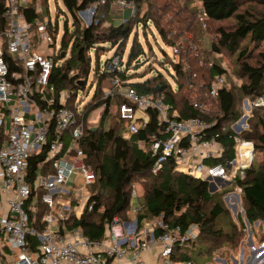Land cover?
<instances>
[{
    "label": "built area",
    "instance_id": "obj_1",
    "mask_svg": "<svg viewBox=\"0 0 264 264\" xmlns=\"http://www.w3.org/2000/svg\"><path fill=\"white\" fill-rule=\"evenodd\" d=\"M43 1L5 0L2 16L6 25L0 30V264H197L192 259H182L181 254L196 247L199 227L192 225L184 231L181 226L167 223L164 216L140 222L136 186L130 218H113L102 239L92 240L81 229L68 226L72 217L79 219L96 205L95 193L90 191L96 174L87 164L82 146L85 107L79 101L75 110L67 107V92L58 93L51 84L58 53L52 44L59 33L53 35L58 24L42 21L39 9ZM107 2L101 0L102 5ZM30 7L39 16L32 21L24 12ZM111 11L134 14L136 6L134 0H113ZM96 14L97 7L90 6L76 16L81 27L88 28L95 23ZM197 17L207 31L208 14L202 7ZM171 49L178 63L181 43ZM7 57L14 60V70ZM207 66L212 68L214 63L208 62ZM124 69L121 59L114 56L100 74ZM184 71H190L188 63H184ZM225 71L216 75L209 86L195 85L194 81L190 94L194 109L211 113L214 102L227 87ZM117 98L120 104L113 107ZM101 100L105 102L103 108L109 102L110 110L117 111L126 123L124 138L147 129L152 113L156 114L157 131L151 135V152L156 158L153 174L159 175L164 165L173 160L176 172L208 181L217 186V191L234 185L236 193L225 199L229 208L242 209L244 216L243 190L237 180L245 177L258 153L256 142L241 135L249 130L252 110L264 108V97L255 102L245 99L242 116L222 127L216 136L212 130L217 120L178 119L171 105L153 94L125 87L118 76L102 83ZM97 121L93 117L89 120L92 124ZM227 132L234 135L233 157L218 139ZM34 158L38 162L32 171ZM79 177L83 185L78 186ZM258 224L264 228L263 222ZM245 231L249 235L247 227ZM243 245L238 261L231 257L233 264H243L247 253L246 264H264V242L257 240L247 250Z\"/></svg>",
    "mask_w": 264,
    "mask_h": 264
},
{
    "label": "trees",
    "instance_id": "obj_2",
    "mask_svg": "<svg viewBox=\"0 0 264 264\" xmlns=\"http://www.w3.org/2000/svg\"><path fill=\"white\" fill-rule=\"evenodd\" d=\"M62 2L74 18V30L71 32L66 26L59 50L56 49V36L53 38L52 48L58 53L51 84L58 93L67 92V107L75 110L78 93L86 90L92 72L93 53L97 59L94 70L97 89L93 99L84 106L86 126L82 142L85 160L96 174V180L90 187V191L95 193L96 205L92 211L86 210L81 218L72 217L68 226L81 229L92 240L102 239L113 218L123 221L130 218L133 191L138 186L142 190L139 195L140 222L164 216L167 223L181 226L184 231L197 225L199 232L195 249L201 246V255L213 254L224 248L236 251L248 235L243 218L238 216L236 221L226 207L225 193L212 192L208 181L176 172L173 160L164 165L159 175L153 174L156 158L151 152V135L157 131L156 114L152 113L147 129L124 138L126 123L117 111L110 110L109 102L103 108L102 83L108 77L118 76L125 87H131L140 94H153L171 105L178 119L196 117L206 122L217 120L218 124L212 130V135L216 136L222 127L242 116L245 99L255 102L264 97V0H134V17L120 25L107 23L113 0H108L106 5H102L101 0ZM90 6L97 7L95 23L82 28L77 12ZM201 7L208 14L209 26H214L218 35L213 50L228 56L241 80L238 86L228 81L209 114L194 109L190 101L191 85L197 81L195 85L202 83L209 86L216 75L226 71L220 63H214L209 68L204 53L199 49L206 32L197 17ZM143 8H146L144 12ZM4 9L5 0H0V30L6 25L2 17ZM24 12L29 21L39 17L33 7ZM140 27L146 44L140 38ZM58 30L56 26L53 35ZM153 30L169 48L177 42L181 43L178 63L163 50L164 61L159 62L161 66H172L173 83L161 73L150 76L152 69L139 74L134 72L144 63L143 59L155 56L149 41V31L153 34ZM107 48L115 50V56L124 63V71L100 74L98 59ZM63 53L65 57L62 59ZM7 58L14 70V60ZM184 63L189 64V72L184 71ZM118 104L117 98L113 107ZM99 110L98 121L90 123L92 115ZM248 123L249 130L241 137L254 140L256 152L264 153V108H254ZM218 139L228 155L233 157L234 135L222 133ZM37 162V158L31 160L32 171L36 169ZM237 185L243 190L242 208L249 224L264 223V159L257 165L254 162L245 177L237 180ZM42 213L41 210L38 219ZM254 234L260 242H264L261 231ZM195 249L181 254L182 259H191L190 253Z\"/></svg>",
    "mask_w": 264,
    "mask_h": 264
},
{
    "label": "rangeland",
    "instance_id": "obj_3",
    "mask_svg": "<svg viewBox=\"0 0 264 264\" xmlns=\"http://www.w3.org/2000/svg\"><path fill=\"white\" fill-rule=\"evenodd\" d=\"M146 8H143L142 12H144ZM39 14L41 15V19L43 22H51L53 25L59 26V36L58 39L56 40V49L59 50L61 47V42L63 38L64 31L67 28L73 32L74 27V18L73 16L67 11L65 8L62 0H44L42 3L41 9H39ZM134 17V14L129 12V11H110L107 16V23L113 24V25H120L122 23H126L130 21ZM67 23V25H66ZM106 23V25H108ZM210 27V28H209ZM208 27V31L205 32L203 35L201 42L199 43V49L204 53L203 57L208 61V62H213V63H220L224 69L227 70L228 72V81L232 82L233 85L238 86L241 84V80L238 78L236 75V69L233 66L231 60L228 58L223 53H217L213 50L212 46L218 42V35L215 31V27L210 25ZM152 30V29H151ZM142 27L139 28V33H140V38L142 39L143 44H146L145 38L142 35ZM149 41L151 42V45H153L154 51H155V56L151 59L149 57H146V60L143 59V64L134 72L137 74L139 73H144V71H147V69H152V73L150 76L157 75V73L163 74L171 83H173V70L172 66L170 64H165V66H161L159 62L164 61V54L162 52L165 51L168 53L170 58H175L172 54V49L167 47L166 44L159 38L157 33L153 30V34L151 31H149ZM146 46V45H145ZM111 48H107L106 51L102 52V55L100 56V59H98V64H100V71H103L105 68V63L108 60H111L115 56V50H110ZM126 59V56H125ZM97 59H95L94 53H93V66H92V72L91 75L87 81V86L85 91H80L78 93V101L81 102V107H84L86 104H88L94 97L97 89V82L95 81L94 77V70L96 68ZM108 77L105 81L108 82ZM107 86V83L105 84ZM174 88L176 89V86L173 85ZM100 113L101 111H96L92 117L93 119L97 120L100 118ZM264 159V153L258 152V154L255 156V164L257 165L259 162H262ZM70 186L72 185L69 184ZM77 185H83L82 179L79 177L77 178ZM69 186V187H70ZM223 186V185H221ZM217 187V186H215ZM137 190L139 195H141V188L137 186ZM219 192L225 193V197L232 194L236 193L235 191V186L230 185L226 186L225 188L219 189ZM224 197V201L226 204V207L229 209L231 215L233 218L237 221L238 216H241L245 222V216H243L242 209L237 208V215L235 216V209H231L228 206V203ZM246 224V222H245ZM251 231L254 233V225L249 224ZM256 240V239H255ZM248 241H246V245L243 248L244 250H247L248 247L252 249V246H248ZM256 242V241H255ZM258 246V245H257ZM195 249V248H194ZM241 249V245L238 247L236 251H233L235 259L238 261L237 254L239 253ZM206 251V249H204ZM232 251L229 248H224L223 250L215 251L213 254H202L201 255V246H199L195 251H192L190 253L191 259L195 261L197 264H222L220 262H217L216 259L219 258V260L226 261L228 264H233V260L231 257L228 256L229 252ZM247 253V251H246ZM247 258L249 257L248 253L246 254ZM247 258L245 257L243 264H246Z\"/></svg>",
    "mask_w": 264,
    "mask_h": 264
},
{
    "label": "crops",
    "instance_id": "obj_4",
    "mask_svg": "<svg viewBox=\"0 0 264 264\" xmlns=\"http://www.w3.org/2000/svg\"><path fill=\"white\" fill-rule=\"evenodd\" d=\"M245 222H246V224H245L246 227L249 229V235L247 236L246 241H248L247 243H248L249 246H253L254 242L258 240V238L256 237V235L254 233L257 232V231H261V234H264V228L263 227H259V224H258L259 222H257V223L254 224V229H253L254 233H253V231H251V228H250V225H249V222L247 221V219L245 220ZM246 241L242 242V243H244L243 248L246 245ZM242 243H241V246H242ZM240 251L242 253V247H241ZM234 254L235 253L233 251H230L228 256L229 257H232V256L234 257ZM216 261L217 262H221L223 264L227 263L226 261L219 260V258H217Z\"/></svg>",
    "mask_w": 264,
    "mask_h": 264
},
{
    "label": "water",
    "instance_id": "obj_5",
    "mask_svg": "<svg viewBox=\"0 0 264 264\" xmlns=\"http://www.w3.org/2000/svg\"><path fill=\"white\" fill-rule=\"evenodd\" d=\"M61 57H62V59H63V58L65 57V54L63 53ZM107 62H108V61H107ZM107 62H106L105 64H107ZM80 84H81V83H80ZM245 120H246V118H245ZM245 120H244V121H245ZM96 129H97V128H95L94 130H96ZM210 188H211V191H212V192L217 191V187H215V185H213V184L210 185ZM236 215H237V210L235 209V216H236Z\"/></svg>",
    "mask_w": 264,
    "mask_h": 264
}]
</instances>
